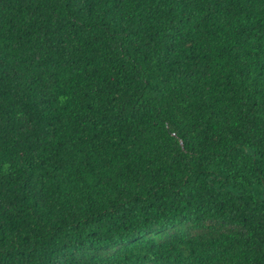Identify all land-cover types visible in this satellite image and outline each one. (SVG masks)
<instances>
[{
	"label": "trees",
	"instance_id": "16d2710c",
	"mask_svg": "<svg viewBox=\"0 0 264 264\" xmlns=\"http://www.w3.org/2000/svg\"><path fill=\"white\" fill-rule=\"evenodd\" d=\"M0 264H264V0H0Z\"/></svg>",
	"mask_w": 264,
	"mask_h": 264
}]
</instances>
